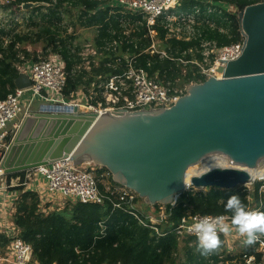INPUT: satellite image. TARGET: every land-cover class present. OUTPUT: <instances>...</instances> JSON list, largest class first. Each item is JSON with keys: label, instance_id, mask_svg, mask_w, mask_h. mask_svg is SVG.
Returning <instances> with one entry per match:
<instances>
[{"label": "trees", "instance_id": "1", "mask_svg": "<svg viewBox=\"0 0 264 264\" xmlns=\"http://www.w3.org/2000/svg\"><path fill=\"white\" fill-rule=\"evenodd\" d=\"M51 1L16 0L15 3ZM62 1L56 0V4L47 7L45 13L39 11L40 6L32 8V14L38 13L37 17H30L31 28L28 30L0 29V37L7 39L5 45L0 40V99L14 92L13 81L19 72L17 66L38 60L40 57L37 58V55L44 58L52 54L60 56L66 73L63 90L66 98L80 89L87 93L97 76L121 73L124 69L121 55L127 53L135 56V67L145 70L151 78L169 83L171 87L201 83L206 77L198 73V68L192 64L182 65L179 59L200 63L199 40L202 39L215 41L218 46L241 40L238 12L247 5L264 0L228 1L236 11L222 10L219 14L209 15L214 27L196 25L197 39L189 40L168 36L162 17L147 26L142 16L123 15L118 9L102 6L108 0H68L63 5ZM209 1L222 0H179L176 11L189 13L199 7L203 15ZM120 17L127 19L128 37L122 35L123 28L118 23ZM63 19H66L67 25L62 28L58 24ZM67 26L72 28L71 33H66ZM79 28L91 30L92 38L77 41L75 33ZM151 31L153 35L150 36ZM116 39L122 44L113 51L105 50V46ZM86 42L97 50V63L89 70L78 71L74 67L81 61L78 53ZM152 42L157 51L165 52L166 57L161 58L158 53L148 51ZM35 45L40 47L38 53L35 49L33 52L27 49V46L32 48ZM116 59L119 62H115ZM96 167L94 174H97V180L101 174L111 184L106 190L97 181L99 191L105 196L101 204L68 199L63 207L46 212L40 209L39 193L25 188L26 172L5 175L8 184L11 179L18 178V185L11 188L17 196L9 220L16 229L17 237L31 247L32 261L37 264H245L244 257H253L255 264H264L263 254L257 251V242L248 246L242 244L238 253H229L224 235L220 233V247L201 255L196 249L194 236L182 237L184 241L180 243L181 240L168 231L184 216L223 214L224 202L233 193L239 194L248 209L264 211V192L260 190L264 180H256L249 187L238 186L230 190L212 187L205 191H183L174 205L165 204L167 224L158 226V231L165 234L158 235L133 214L137 212L138 217L145 221L144 213L138 207V203L145 205L144 201L138 196L130 202L120 201V194L115 189L121 186L113 181L106 168ZM114 203H120V207H114ZM10 240L7 234L0 231V254L5 252ZM261 240L264 241V236Z\"/></svg>", "mask_w": 264, "mask_h": 264}, {"label": "water", "instance_id": "2", "mask_svg": "<svg viewBox=\"0 0 264 264\" xmlns=\"http://www.w3.org/2000/svg\"><path fill=\"white\" fill-rule=\"evenodd\" d=\"M42 2H26V9ZM241 55L201 83L183 88L168 108L80 110L40 105L24 116L0 160L4 175L28 172L68 158L106 168L115 183L147 204H170L189 185L234 189L264 176V1L237 14ZM15 89L30 86L18 72ZM212 164L187 182V171ZM247 182V183H246Z\"/></svg>", "mask_w": 264, "mask_h": 264}, {"label": "built area", "instance_id": "3", "mask_svg": "<svg viewBox=\"0 0 264 264\" xmlns=\"http://www.w3.org/2000/svg\"><path fill=\"white\" fill-rule=\"evenodd\" d=\"M67 1L63 0L62 5L67 3ZM228 1L230 0L209 1V5L203 15L200 14L199 7H195L189 13H178L176 7L179 5V0H108L102 6L106 5L113 10L118 9V11H122L123 15L135 14L142 16L146 20L147 26L153 25L157 18L162 17L164 20L163 27L166 29L168 36L189 40L191 38L197 39L196 25L206 24L209 27H214V23L208 18L209 15L213 13L219 14L222 10L236 11L235 7L229 4L230 2ZM15 2L16 0H0V29L21 32L31 28L30 17L32 15L37 17L38 11L32 14V8L25 10L22 7L23 3L16 4ZM42 3L40 6L42 8L39 11L45 13L47 12V7H53L56 4V0H52L50 3ZM65 23L66 19H63L58 25L63 28L67 25ZM118 23L123 28L122 35L128 37L130 32L127 27V19L120 17ZM71 32L72 28L67 26L66 33ZM151 35H153L152 31L150 32ZM0 40L3 41V45L7 43L5 37H0ZM121 44L122 42L119 39L113 40L105 46V50L113 51ZM243 46L244 36L242 33L241 40L224 46H218L215 41L202 39L199 40V49L202 57L200 63L195 60L187 62L179 59V61L182 65H195L198 68V73L206 77V79L210 77L220 78L221 75L217 72L218 67L225 66L227 62L237 59L242 53ZM148 51L151 54L158 53L161 58L166 57L164 51L156 50L154 42H152ZM191 51L189 50L188 52ZM97 54V50L91 43H84L78 53L81 61L74 68L78 71L89 70L92 65H96ZM121 56L124 61V69L121 73L111 74L107 77L97 76L87 93L80 89L68 98L63 95L66 85V73L64 63L59 55L52 54L46 58L26 61L24 64L17 66L19 72L27 75L30 86L25 89H15L13 93L8 94L4 99H0V160L11 142L20 120L36 109L32 108L33 102H40L39 106L44 104L77 105L82 111L102 112L124 108L134 111L168 108L173 103L175 96L184 95L183 88L187 86L171 87L169 83L151 78L145 70L134 66V55H128L127 53ZM115 62H119V59H116ZM77 92L82 94L83 105L77 99ZM74 95H76V98H74ZM67 160L68 158L62 159L31 170L34 174L42 176L46 182L45 193L47 194H39V206L48 202L50 195H58L64 199L77 200L82 203L101 204L105 196L98 189V180L94 174V168L90 164L75 165L72 161ZM1 175L5 178L0 169ZM11 180L9 184L6 183L7 188L18 185V178H16L15 184L11 183ZM106 190H109V187ZM115 190L120 194V201L128 200L130 202L137 197L134 192L125 188L120 187V189ZM189 190L197 191L191 185L185 191ZM260 190L264 192V185ZM175 202L169 205L172 206ZM144 204L146 206L145 209L143 208L145 221L138 217L137 212H133L135 217L143 225L150 226L158 235L165 234L158 231L159 225L167 224L168 214L165 204H147L145 202ZM113 205L114 207H120V203H114ZM40 209L42 212L47 211L44 208ZM202 216L204 215L184 216L168 231L173 232L178 238L185 236H194L196 238L193 232L188 231V226L194 222V218ZM234 230L235 228L226 235L225 239L228 240V237L234 239L235 237L232 234ZM1 232L7 234L11 240L5 252L0 254V264H37L32 261L31 247L17 237L16 229L12 224L8 231L1 230ZM257 243V251L261 252L263 254L262 257H264V241L260 239ZM244 258L245 264H255L253 257Z\"/></svg>", "mask_w": 264, "mask_h": 264}, {"label": "clouds", "instance_id": "4", "mask_svg": "<svg viewBox=\"0 0 264 264\" xmlns=\"http://www.w3.org/2000/svg\"><path fill=\"white\" fill-rule=\"evenodd\" d=\"M224 210L223 214L216 216L194 218L188 226V231L196 236V249L201 255L218 249L222 244L220 233L227 235L233 228L244 237L242 243L246 246L255 244L264 236V211L248 209L239 194L227 197Z\"/></svg>", "mask_w": 264, "mask_h": 264}, {"label": "rangeland", "instance_id": "5", "mask_svg": "<svg viewBox=\"0 0 264 264\" xmlns=\"http://www.w3.org/2000/svg\"><path fill=\"white\" fill-rule=\"evenodd\" d=\"M72 12H74V11H72ZM75 35H76V38H78L77 41H83L86 39L89 40L92 38V32H91V30H88V29L85 30V29L79 28L78 31L75 33ZM27 47L30 49L31 52H33L34 49H35L34 50L35 52L37 51L36 53H38L40 51V47L37 45L33 46L32 48L30 46H27ZM36 57L37 58H39V57L44 58L40 55H37ZM81 92H77V99H79L80 100L79 103L81 105H83L84 103L81 100V98H82ZM25 97H26V95H25ZM74 98H76V95H74ZM39 104H40V102H33L32 108H37L39 106ZM90 165H91V167L95 168L94 169V171H95L97 167L93 164H90ZM28 175L31 177V175H34V173H32L31 175H30V173H28ZM97 177H98V181L100 183H102L106 188L111 186L107 177L103 178V175H101V174ZM255 180H263V179H255ZM15 181H16V179H12L11 183L15 184ZM6 186H7L6 185V179L4 178L3 175H1L0 176V208H1L0 220L4 224V226H2V229L8 231L9 227L11 226L9 216L12 213V208H13L12 204H13L14 200L16 199L17 192L16 191L11 192V191H13V190H11V188H13V187L7 188ZM247 187H249V185H247ZM116 188L120 189V187H118V186ZM46 194L47 193H44V195H46ZM66 200L67 199H64L58 195H50V197H48V202L42 203L40 208H44V209H48V208L54 209L51 207L61 208L66 204ZM142 201H144V199H142ZM140 206H142L141 203L140 204L138 203V207H140ZM8 222L10 223L9 225H8ZM232 234H233V237H235V238L230 239L228 237V243L230 245V246L229 245L228 246H229V248L232 249V250L230 249L228 252L236 254L240 251V249L242 247V244H243L242 240L244 239V237L240 236L236 232V230H234L232 232ZM179 239L181 240L180 243H182V241H184V239H182V238H179ZM263 263H264V257H263Z\"/></svg>", "mask_w": 264, "mask_h": 264}, {"label": "crops", "instance_id": "6", "mask_svg": "<svg viewBox=\"0 0 264 264\" xmlns=\"http://www.w3.org/2000/svg\"><path fill=\"white\" fill-rule=\"evenodd\" d=\"M27 49L29 50V48H27ZM28 173H30V175H31L34 172H31V171L26 172V176L25 177H27V183L25 185V188L26 189H29V190L36 191L37 193L43 195L45 193V191H46V182H45V179L42 178V176H39V175H36V174H34L35 176L34 175H31V177H30L28 175ZM11 192H14V191H11ZM145 207H146L145 205L140 206V209H142V211H144ZM51 208H55V207H51ZM47 210H50V208H48ZM0 211H1V208H0ZM9 224L10 223L8 222V225ZM2 226H4V224L0 220V231L3 230L2 229ZM225 237H226V235H224V238ZM228 245H229L228 240L225 239V247H226L227 252L231 249V248H229L230 245L229 246Z\"/></svg>", "mask_w": 264, "mask_h": 264}, {"label": "bare ground", "instance_id": "7", "mask_svg": "<svg viewBox=\"0 0 264 264\" xmlns=\"http://www.w3.org/2000/svg\"><path fill=\"white\" fill-rule=\"evenodd\" d=\"M221 77V76H220ZM228 167L229 165L227 164H212V165H206V166H202V167H197L191 170L187 171V178L186 181L189 182L190 178L194 175H200V173H203L206 170H209L212 167ZM95 169V168H94ZM251 179H264V176H260L258 169H251V170H247ZM96 174V173H95ZM107 174V173H106ZM43 178V177H42ZM98 186V185H97ZM112 188V187H111ZM108 195V194H107ZM112 196V195H111ZM110 197V195L108 196ZM113 197V196H112ZM108 200V199H107ZM110 201V200H109ZM75 202V201H74ZM115 202V201H114ZM113 203V202H112Z\"/></svg>", "mask_w": 264, "mask_h": 264}]
</instances>
